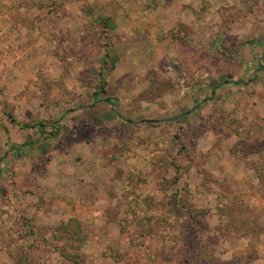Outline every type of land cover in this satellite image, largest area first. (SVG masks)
<instances>
[{"label": "rangeland", "instance_id": "obj_1", "mask_svg": "<svg viewBox=\"0 0 264 264\" xmlns=\"http://www.w3.org/2000/svg\"><path fill=\"white\" fill-rule=\"evenodd\" d=\"M80 1L0 0V264H264V0Z\"/></svg>", "mask_w": 264, "mask_h": 264}, {"label": "crops", "instance_id": "obj_2", "mask_svg": "<svg viewBox=\"0 0 264 264\" xmlns=\"http://www.w3.org/2000/svg\"><path fill=\"white\" fill-rule=\"evenodd\" d=\"M195 2L196 0H84L79 3L88 4L90 8L94 6L97 10H102L101 13L104 15L110 13V9L116 7L118 3L120 9L135 10V15L121 12V16L116 17L119 24L129 26L128 32L133 35L136 32L135 28H131L133 25L144 29L145 32L149 31L147 26L150 24L166 31L167 25H176L179 21L185 22L186 19H190L187 17L191 16L186 14L189 12L186 6L192 7ZM143 11L145 16L142 17ZM7 28L5 26V30Z\"/></svg>", "mask_w": 264, "mask_h": 264}, {"label": "trees", "instance_id": "obj_3", "mask_svg": "<svg viewBox=\"0 0 264 264\" xmlns=\"http://www.w3.org/2000/svg\"><path fill=\"white\" fill-rule=\"evenodd\" d=\"M228 82H225L227 84ZM213 94V91H212ZM12 123L17 122L15 120H11ZM19 128L21 129H32V128H38L39 132L41 133H47L49 135V143L50 145H54V143L59 140L61 135L64 133L66 129L65 125V119L62 117L60 120L52 123L48 130L45 131L44 129H41L40 123H18ZM122 232H126V228H121ZM52 235V241L49 242V245H54L52 248L56 250L59 255L62 257H65L62 252L66 249H78L80 246H82L85 243V238L82 235L81 225L77 220L70 219L68 222H64L57 227L53 228L51 230ZM41 237H43L41 235ZM44 241V239L42 238ZM61 243V244H60ZM194 263V262H192Z\"/></svg>", "mask_w": 264, "mask_h": 264}]
</instances>
